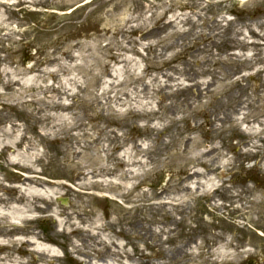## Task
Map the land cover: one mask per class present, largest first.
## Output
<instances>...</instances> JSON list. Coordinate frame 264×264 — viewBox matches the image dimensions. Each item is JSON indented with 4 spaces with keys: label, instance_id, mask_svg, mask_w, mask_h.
<instances>
[{
    "label": "rangeland",
    "instance_id": "rangeland-1",
    "mask_svg": "<svg viewBox=\"0 0 264 264\" xmlns=\"http://www.w3.org/2000/svg\"><path fill=\"white\" fill-rule=\"evenodd\" d=\"M109 1L0 0V264H264V0Z\"/></svg>",
    "mask_w": 264,
    "mask_h": 264
},
{
    "label": "trees",
    "instance_id": "trees-1",
    "mask_svg": "<svg viewBox=\"0 0 264 264\" xmlns=\"http://www.w3.org/2000/svg\"><path fill=\"white\" fill-rule=\"evenodd\" d=\"M114 3H115V0H110L109 1V4L110 5H114ZM239 4V3H238ZM238 4L235 2V1H230V8H231V10L229 11V13L228 14H231V15H233V16H235V17H237L240 13H245L246 11H244V12H241V9L238 7ZM81 9H83V8H76V9H74V10H72L70 13L71 14H73L74 16H77L78 14H80L81 13ZM235 9H238V10H236V12H235ZM98 13H100L99 11H98V9H96L93 13H92V15H96V14H98ZM85 20V19H84ZM77 26H79V27H81V26H83V23H80V24H78ZM260 72H264V70H261Z\"/></svg>",
    "mask_w": 264,
    "mask_h": 264
},
{
    "label": "water",
    "instance_id": "water-1",
    "mask_svg": "<svg viewBox=\"0 0 264 264\" xmlns=\"http://www.w3.org/2000/svg\"><path fill=\"white\" fill-rule=\"evenodd\" d=\"M29 51L26 50L25 53H24V63L27 64V61H28V57H29ZM164 182V176H161L159 178V181H158V185H157V188L160 187ZM248 264H252V261H249Z\"/></svg>",
    "mask_w": 264,
    "mask_h": 264
}]
</instances>
